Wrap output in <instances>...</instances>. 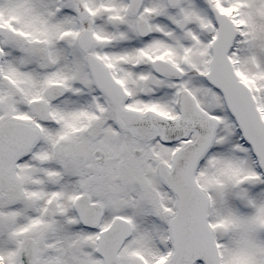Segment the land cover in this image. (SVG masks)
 <instances>
[{"label": "snow or ice", "instance_id": "snow-or-ice-1", "mask_svg": "<svg viewBox=\"0 0 264 264\" xmlns=\"http://www.w3.org/2000/svg\"><path fill=\"white\" fill-rule=\"evenodd\" d=\"M0 264H264V0H0Z\"/></svg>", "mask_w": 264, "mask_h": 264}]
</instances>
